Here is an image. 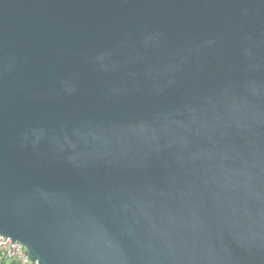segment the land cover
I'll return each instance as SVG.
<instances>
[{"label":"water","instance_id":"1","mask_svg":"<svg viewBox=\"0 0 264 264\" xmlns=\"http://www.w3.org/2000/svg\"><path fill=\"white\" fill-rule=\"evenodd\" d=\"M0 236L264 264V0H0Z\"/></svg>","mask_w":264,"mask_h":264},{"label":"built area","instance_id":"2","mask_svg":"<svg viewBox=\"0 0 264 264\" xmlns=\"http://www.w3.org/2000/svg\"><path fill=\"white\" fill-rule=\"evenodd\" d=\"M37 264L30 261L27 249L11 238L0 236V264Z\"/></svg>","mask_w":264,"mask_h":264},{"label":"trees","instance_id":"3","mask_svg":"<svg viewBox=\"0 0 264 264\" xmlns=\"http://www.w3.org/2000/svg\"><path fill=\"white\" fill-rule=\"evenodd\" d=\"M12 264H15V263H12Z\"/></svg>","mask_w":264,"mask_h":264}]
</instances>
